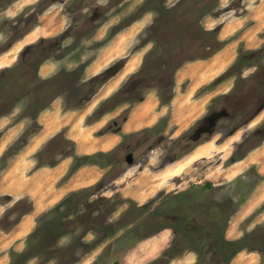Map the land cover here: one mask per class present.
<instances>
[{
	"label": "rangeland",
	"instance_id": "374dc122",
	"mask_svg": "<svg viewBox=\"0 0 264 264\" xmlns=\"http://www.w3.org/2000/svg\"><path fill=\"white\" fill-rule=\"evenodd\" d=\"M12 1L5 12L0 10V29H3L0 48L7 38L4 21L22 30L23 20L43 12L25 39L18 40L5 54H1L4 49H0V72L5 67L16 68L7 75L12 88L16 89L12 98L17 96L18 100L12 113L0 117V190L8 192L9 188L4 186L12 182L22 186V190L13 195L0 192V228L10 229L33 209L36 194L52 188V183L48 184L51 178L48 173L64 158L69 161L71 170L63 181L72 172L85 167L76 176L81 180L74 178L71 186L80 188L89 184L67 194L45 211L59 204L60 212L71 207L74 209L68 218L66 234L60 238L61 251L56 253L57 257L43 263V255L29 259L25 264H119L121 255L139 246L141 238L168 224H174L179 232L180 250L194 247L200 233L192 234L191 240L184 239V225L194 222L193 227L209 230L206 238L212 239L223 235L222 230L239 205L241 210L234 220L244 215L245 203L257 200L261 202L260 206H264V0ZM73 22V33L59 49L50 50V43H39V52L28 49V45L33 44L31 41L37 39L39 42L43 37L60 35ZM226 25L230 33L221 34ZM24 30L20 34L16 30L17 37ZM227 42L230 44L222 49ZM15 46L19 49L13 51ZM6 55L14 58L3 65L2 57ZM225 56L228 58L222 60ZM45 57L60 59L59 70L58 67L55 69L59 77L56 74L43 83L33 81L21 90V81L16 79L21 76L17 73L26 71L23 66L26 63H22L30 60V68H33ZM194 59L209 60L192 62L196 61ZM104 83H107V89L97 95L98 99L91 107L89 97H82L90 91L99 93ZM37 90H44L42 101L57 90L65 96L70 95V105H76V108H68L64 96L60 97L58 104L40 114L39 121L45 122L47 127L55 125L53 133L60 132L61 137L63 132L70 136L74 131H82L84 125L94 121L96 127L113 120L122 123L129 115V119L132 117L130 123L138 126L149 123L154 117L157 122L146 127L145 132L134 136L130 135L134 131L126 134L129 147L124 153L133 152L135 160L132 164L123 161L118 168L114 163L106 165L101 162L104 158L100 156L96 157L98 161L96 153L89 156L79 153L82 144L84 148L89 147L83 149L86 154L105 147V142L119 140L117 136L100 138L94 135L95 132L87 138L90 140L95 136L97 139L85 143L78 134L75 135L79 147L68 138H51L38 145L33 153L24 154L22 151L32 140L31 132L37 130L35 123L28 127L33 115L26 111L37 99ZM148 101L152 113L145 106ZM2 104L0 100V106ZM214 106L219 111L230 109L235 113L247 107L244 110L255 118L234 136L227 138L225 131L220 130L210 142L181 160L163 166L167 138H177L195 122L201 121L198 123L201 124L202 117L206 118ZM135 116L139 117L133 119ZM141 120L145 122L139 125ZM128 122L124 125L125 131L137 128L126 125ZM91 131L88 129L87 132ZM98 133L104 134L102 131ZM108 133H115V130ZM250 133L241 155L236 153L238 156H234L236 148ZM46 135L43 138L37 136L42 141ZM204 149L209 153L200 152ZM196 152L199 155H194ZM86 157L94 159L89 161ZM238 157L240 161H237ZM39 167L44 171L39 176L32 175ZM84 174L89 178L85 179ZM5 181L7 185H4ZM254 189L259 191L256 197L251 195ZM37 204L41 207L43 202L39 200ZM45 213L33 220L23 249L20 250L22 247L18 244L0 252V264L19 262L16 253L27 247L29 235L39 224L43 225L39 219ZM29 219L31 221L32 215ZM17 227L11 234L0 231V249L7 248L9 240L17 233ZM201 238L203 240V235ZM71 240L87 244L77 248L79 260L76 263L72 261ZM229 245L228 250L233 252L245 247V241L242 238ZM163 261L164 257H160L147 264H161Z\"/></svg>",
	"mask_w": 264,
	"mask_h": 264
},
{
	"label": "crops",
	"instance_id": "0c3cea01",
	"mask_svg": "<svg viewBox=\"0 0 264 264\" xmlns=\"http://www.w3.org/2000/svg\"><path fill=\"white\" fill-rule=\"evenodd\" d=\"M221 1L225 2L226 0H221ZM229 44L230 42H227L225 46L222 47V49L228 46ZM226 58H228V56H225L222 60H226ZM56 67H57L56 63L50 62V63H47V65L43 67L42 71L43 73H49L50 71L54 70ZM106 86H107V83H105L100 89L99 93H95V95L89 101L90 102L89 105L91 107L93 105L92 103H94L98 99L97 95L98 94L101 95L100 94L101 91H105L107 89ZM59 101L60 99L56 100L55 103L52 105V107L58 104ZM40 122L42 124V129L34 133L33 134L34 137L32 136L33 138L31 137V139L33 140L37 135H40V134H47L46 138H44L39 144V145H42L56 134L53 132L49 134V127H47L46 123L42 122V120ZM93 123L84 125L82 131L81 129H79L78 132L74 131L71 133L70 136L67 132L66 138L70 139L71 141H75L77 147H78V143H77L78 140L75 137V135L77 134L79 135V138L83 139L84 143L86 141L97 139V137L95 136L94 138H91L90 140H88L89 138H87V137H90L91 134H93L94 132H95L94 135H98L100 136V138L108 137V136L110 137L117 136L119 137V141H120V136L117 133H104V134L98 133L104 127L105 122L104 123L102 122L98 127L93 125ZM88 129H92V131L88 133L87 132ZM32 140L30 142H32ZM119 141L113 142L108 147H106V145H109V142H105L103 144V146L105 147L98 148L91 153L86 152L85 154L84 153L85 150L82 151L79 149V153L82 155H90V154H94L100 151H107L115 147ZM115 143L117 144L115 145ZM30 144L31 143H27L25 150L28 148ZM86 148L87 147L83 149H86ZM41 166H44V165H41ZM42 168L43 167H39L38 169H36L34 171V174L32 175L39 176V173L41 171H44V169ZM84 168L85 167H82L81 169H78L77 171L72 172V174L68 175L67 179L63 181V178L65 177L67 172L71 170L69 166V161H66V159L64 158L60 161L59 164H57L56 166H53L51 171L48 173L49 177H51L48 180V184H50L51 182L52 184L50 185L52 188H48V189L38 192V194H36L35 198L33 199L34 200L33 209L29 211L28 213L24 214L25 216L26 215L28 216V214L32 215L30 226L28 228L17 227L18 225H20L22 220L25 218V216L23 215L22 216L23 219L21 218L19 220L20 222L18 221L17 223H15L10 229L4 230L3 228H0V231L4 232L5 234H11L17 227V233L14 232L15 234L9 240V244L7 248L0 249L1 250L0 252L4 253L5 251H7V249L10 250L11 247L15 248L16 245L18 244H21L19 246L22 247L19 249L20 250L23 249L24 246L22 245L24 243L25 236L31 229L33 220L38 215L45 213L46 210L53 207L59 200H61L67 194L73 191H76L80 189L81 187L88 186L89 184H84L80 188H75L71 186L72 184L71 182L73 181L74 178L76 179V181L81 180L80 178L77 179L76 176ZM42 175H43V172H42ZM38 176H35V177H38ZM84 178L88 179L89 177L85 176L84 174ZM4 185H7L6 181ZM4 187L5 188L8 187L9 191L5 192L4 190H0V192L2 191L4 192V194H10V195H13L15 192H18L22 188V186H18L16 182H12L8 186H4ZM258 192L259 191L257 189H254L253 191H251V195L256 197L258 195ZM39 200L43 202L41 207H38V204H37V201ZM260 205H261V202L257 200L251 201L249 203H245L244 206H246L247 208L245 210L244 215L242 216V218H238L237 220H234L236 216L239 215L240 213L241 205H239L238 207L235 208V211L231 219L227 221L228 225L226 226L223 232L225 240L229 242V241L241 240L243 238L245 241V247H243L242 249H239L238 251H235L234 249L233 252H230L228 250L230 248L229 243H219V242L215 243L216 245L218 244L216 249L215 248L213 249V246L215 244H210L209 247H207V249H199L195 247L196 245L194 247H192L193 246L192 245L190 247H185L180 250L179 240H178L179 232L177 231L174 224H168L160 228H157L154 232L149 233L145 237L141 238L140 239L141 243L139 246L130 248L128 251H126L124 254L121 255L119 259V264H147V263H152L153 261L159 259L160 257H164V261L161 264H264V206H260Z\"/></svg>",
	"mask_w": 264,
	"mask_h": 264
},
{
	"label": "flooded vegetation",
	"instance_id": "af4514ba",
	"mask_svg": "<svg viewBox=\"0 0 264 264\" xmlns=\"http://www.w3.org/2000/svg\"><path fill=\"white\" fill-rule=\"evenodd\" d=\"M84 1H88V0H82V2H84ZM12 2H13L12 0H0V10L2 12H5L7 10V8L11 5ZM82 4H84V6H85V3H82ZM42 12L43 11L37 12L34 16L30 17L29 20H23V22H22L23 27L22 28H24L26 31L24 29L20 30L19 28H17L16 26H13L8 21L3 22V24H4L3 28L5 30H7V38H6V41L4 42V44L1 46V48L4 49L3 51H1V54H5L6 52L12 50V47L15 45V43L18 40L25 39L33 31V27L35 25H37L38 17L42 14ZM73 25H75V22L71 23V25L68 28H66L65 30H63L60 33V35L51 36V37H48V36L43 37V38H41V40L39 42H36V40H37L36 39V40H34L35 43L31 41V43H33V44H29L28 49L32 52H34V50H35V52H39L37 50V48L41 44H47V43H50V47H49L50 50H53L54 48L59 49L61 46V43L63 41H65L66 38L70 37L71 34L73 33L71 31V29L74 28ZM14 27L16 28L17 31H19V34L23 30L25 32L21 36L17 37L18 32L16 30H13ZM1 30H3V29H0V32H2ZM13 38H16V39L12 40ZM39 43H41V44L39 45ZM209 59H207V60H209ZM194 60H196V61L192 60V62L207 61V60H203V59L202 60L194 59ZM59 61H60L59 58L54 57L53 59H51L50 57L49 58L45 57V58L41 59L38 63L34 64L33 68H30V65H31V64H29V62H31L30 60L22 63V64L26 63L25 65H23L26 67V71L21 72V73H17V75H21V76L19 78L17 77V79L15 78L16 80L21 81L20 82L21 84L19 85V87L22 88L21 90H24V88H26L27 85L33 81L38 80V81L43 83L44 81H46L48 79L51 80V77L54 78L53 76H55L58 73L57 71L59 70ZM50 62L56 63L58 70L57 71L55 70L57 68L56 67L54 70L50 71L49 73H43V71H42L43 67L45 65H47V63H50ZM17 63H19V62H17ZM13 70L15 71L16 68L10 69V68L5 67L4 71L0 72V79H1L0 91L3 92V94L2 93L0 94V100H2V102H3V104L0 106V108H1L0 109V117L2 116L1 114L12 113L16 107V102L18 101L16 98L17 96H15V98H12V94H14V92H16V89L12 88L11 79L9 80V76L7 75L8 72H11ZM120 70H118L116 73H118ZM106 73H109V72L107 71ZM58 74H57V78L59 77ZM90 79L92 80L93 78H90ZM83 81H86V80H83ZM43 91H41V92H39L38 90L36 91L35 97H37V99L35 100L34 104H32V106H29L28 110H26L27 112H30V113L32 112V115H33L32 122L29 123L28 127H31L32 123L36 124L35 129H37V130L31 132L32 135L42 129V124L39 121V117H40L41 112L45 109L51 108V106L55 103L56 100L60 99V97L63 98L65 96V94L63 95V93L56 90V92H54V93L52 92L53 94L51 96L47 97L45 101H42L44 99ZM65 93H68V92L66 91ZM94 95H95V93L90 91L88 94H86L82 98L85 99L86 97H89V99H88V103H89V101L92 99V97ZM70 98H71L70 95L65 96L63 98L66 101L67 107L68 108H74V106H75V108H76V105H74V106L70 105ZM82 98L80 97L79 99L81 100ZM145 99H146V97L144 99H142L140 101V103H142ZM80 100L78 102H80ZM7 101H9L7 103L8 105L5 104ZM249 106L250 105H248L247 107H249ZM247 107H245L244 109H246ZM244 109L238 111V113H235L230 109L224 110V111H219V110L215 109V106H214L212 109H210L208 111V112H210V114H208L206 116V118L202 117L203 122L201 124H198L201 121L197 122V123L195 122L196 124L194 123L193 127L189 128V130L187 132H184L183 134H181L177 138H174L173 136H169L167 138V145L168 146H167V150H166V154H165V158H164L165 159V165H163V166H166V165H169V164H172V163H175V162L181 160V158H183V156H185V155L187 156L188 153H192L198 147L210 142L214 138L215 134L220 130L225 131L224 136H226L227 138H230L231 136H234L239 131V129L242 128L244 125H250V123L255 118V116L251 115L250 112H248ZM263 110H264V107H263ZM26 111H25V113H26ZM252 116H253V118H252ZM129 117H130V115H129ZM129 117L125 120V122H122V123L119 122L118 120H113V121L108 122L107 124L104 125V127L100 131H102V133H108V132H110V130L114 129L115 133H117L120 136V141L118 140L119 141L118 144L116 143L117 145L115 144L116 146L113 147L112 149L107 150V151H100V152L96 153L95 158L100 156V157L104 158V160H102L101 162H104L106 165H111L114 163V164H116L117 168L121 167L123 161H125L128 164H132L134 162L135 156H134L133 152H130V153L125 152L124 153V151H126L127 148L129 147V144H127L125 141L126 134L134 131L133 134H130L131 136L132 135L134 136L140 132H145V129H147L146 127H150V126L154 125L157 121L152 123V124L145 125V126L140 127V128H136L134 130L125 131L124 125L128 121ZM59 133L56 134L58 136L54 135L52 137L53 140L54 139L61 140V139H65L67 137L65 132H63L61 134L62 137L59 136L60 135ZM252 133L247 135L241 141V144L236 148V151L233 154L234 156L237 155L238 153H239V155H241L242 150L246 146L247 140L251 137L250 135ZM138 138L139 137H137V139ZM160 139L162 140L163 136ZM112 155H113V157L111 158ZM92 158L93 157H86V159H89V161ZM240 160H241V158L238 157L237 161H240ZM98 161H100V160H98ZM106 177H108V175H106ZM97 183H96V185H97ZM98 184H100V182Z\"/></svg>",
	"mask_w": 264,
	"mask_h": 264
},
{
	"label": "trees",
	"instance_id": "16d2710c",
	"mask_svg": "<svg viewBox=\"0 0 264 264\" xmlns=\"http://www.w3.org/2000/svg\"><path fill=\"white\" fill-rule=\"evenodd\" d=\"M66 199L63 201V203L66 201ZM67 201L69 202L70 198H68ZM60 209H61V206L59 204V205L55 206L54 208H52L51 210H49L48 212H46L39 219V220H41V222L43 221L42 222L43 225L40 226V224H39L38 227L36 228V230L29 235L27 247L23 251L16 253L15 256L19 260V262H17L16 264H25L26 261H28L29 259H32L35 257L37 258V257L43 256V255H45L43 263H46L47 261H50L51 259L57 257L56 253L61 251V247L59 246L60 238H61V236L66 234V227L68 225V218L71 217V214L74 211L73 207H71L70 210H68V211L66 210L64 212H60ZM167 212H169V211H167ZM53 214H56V215L52 216ZM65 220H67V221L65 222ZM180 223L183 224V222H180ZM191 223H192V221H191ZM193 224H196V223L193 222ZM193 224L188 223L187 225H184L185 228H182V229H184V231H183L184 234L183 233L182 234L184 235V239L191 240V238H192L191 236H193L192 234H196L197 232H199L200 237L199 236L197 237V238H199V241H198L197 245L195 244L197 246V248L207 249V247H209L210 244H215L216 242L227 243V242H225L226 240H225V238H223V235L214 236V238H212V239L209 237L206 238L209 230L203 229V231H201V229L199 227H197L195 225L193 227L192 226ZM222 232H224V229L222 230ZM201 235H203V240L201 238ZM84 238L85 237L82 236V240H84ZM47 240L50 242H47ZM71 241H73V240H71ZM75 241H73V260H72L73 263H76L79 260V258L76 256L78 253L77 248H79V247L82 248V247H85L87 245L84 241L78 240L76 243H74ZM238 241H240V240L230 241L229 244H236V243H238ZM217 245L215 244L213 246V249L214 248L216 249ZM66 247L67 246H64V248H66ZM219 248H220V246H219ZM236 251H238V249H236ZM11 264H14V262Z\"/></svg>",
	"mask_w": 264,
	"mask_h": 264
},
{
	"label": "bare ground",
	"instance_id": "6f19581e",
	"mask_svg": "<svg viewBox=\"0 0 264 264\" xmlns=\"http://www.w3.org/2000/svg\"><path fill=\"white\" fill-rule=\"evenodd\" d=\"M261 8V7H260ZM237 25H239V24H237ZM232 26V25H231ZM238 27V26H237ZM228 28H227V25L225 26V27H223V29H222V32H221V34H225L226 33V31H228L227 30ZM232 29V28H231ZM234 29V28H233ZM229 32V31H228ZM230 33V32H229ZM225 36V35H224ZM223 36V37H224ZM226 36H227V34H226ZM19 49V47L17 48V46H15L14 48H13V51H15V50H18ZM7 53V52H6ZM14 57H12V58H10V56L9 55H6V56H3L2 57V59H3V65H5V64H7L8 63V61L9 60H11V59H13ZM192 65V64H191ZM187 77V76H186ZM190 79V78H189ZM198 89V88H197ZM176 98V97H175ZM174 101V100H173ZM149 102L150 101H148V102H146L145 103V106H146V108H147V110H151V113H152V106L149 104ZM153 108H155V107H153ZM50 113V112H49ZM56 117V116H55ZM139 116H135L133 119H135V118H138ZM158 117V116H157ZM155 118L156 117H154L153 119H150V121H149V123H147V124H142L141 126H138V124H134V123H130V121L132 120V117L129 119V122L126 124V125H129L130 127H132V126H137V128H140V127H143V126H145V125H149V124H152V123H154V122H156L155 121ZM45 119H47V118H45ZM157 119V118H156ZM152 120H154L153 122H152ZM52 122L54 121V120H51ZM55 122V121H54ZM59 122V121H58ZM57 122V123H58ZM145 122V120H141L140 121V123H139V125L141 124V123H144ZM52 124V123H51ZM55 124V123H54ZM48 126H50V125H48ZM54 128H56V126L55 125H52L51 127H49V131H52V132H55L54 131ZM52 132H49V134L50 133H52ZM41 136H42V138L44 137L43 135L44 134H40ZM43 140V139H42ZM40 142H41V139L39 138V136H36L33 140H32V142H31V144L28 146V148L25 150H23L22 152L24 153V154H31L35 149H36V147H38V145L40 144ZM81 143V142H80ZM113 142H109V145L108 146H110V144H112ZM86 146V145H85ZM79 147V146H78ZM81 149L80 150H83V148H84V144H82L81 145ZM87 148H89V147H87ZM199 150V149H198ZM207 150V149H206ZM205 149L204 150H201L200 152H203L204 154H205V151H206ZM207 153H209L208 151H206ZM22 153V154H23ZM199 152H196V154H194V155H197ZM204 154H201V155H204ZM199 155V154H198ZM197 157H200V156H197ZM203 157V156H202ZM196 159V158H195ZM194 160V159H193ZM191 161H192V157H191ZM176 170H177V168H176ZM175 171V170H174ZM175 173H176V171H175ZM177 173H178V171H177ZM165 175H163V177H164ZM251 207V206H250ZM25 216V215H24ZM29 214H28V216L26 215L25 216V218L22 220V222L20 223V224H24V225H22V227L23 228H26L27 227V225H28V222L30 221V219H29ZM29 219L28 220V222L26 221L25 222V220L26 219ZM20 222V221H19ZM232 226V225H231ZM19 227H21V226H19Z\"/></svg>",
	"mask_w": 264,
	"mask_h": 264
}]
</instances>
